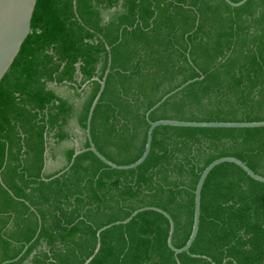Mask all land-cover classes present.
<instances>
[{"label": "trees", "instance_id": "16d2710c", "mask_svg": "<svg viewBox=\"0 0 264 264\" xmlns=\"http://www.w3.org/2000/svg\"><path fill=\"white\" fill-rule=\"evenodd\" d=\"M110 57L91 134L115 164L142 157L148 111L195 79L150 121H264V0H38L0 82V264H84L101 228L144 207L170 214L181 249L207 166L235 157L264 177V127L160 126L137 168L88 151L54 178L90 147L88 115ZM169 232L163 214L142 212L102 232L89 264H264V183L218 165L190 252L176 255Z\"/></svg>", "mask_w": 264, "mask_h": 264}, {"label": "water", "instance_id": "95a60500", "mask_svg": "<svg viewBox=\"0 0 264 264\" xmlns=\"http://www.w3.org/2000/svg\"><path fill=\"white\" fill-rule=\"evenodd\" d=\"M225 1L232 7H240L243 4H245L248 0H242L241 2H238V3H234L231 0H225ZM37 2L38 0H0V82L2 81L4 76L7 74L9 69L11 68L12 64L14 63L16 57L18 56L22 48L23 43L25 42V40L27 39L28 35L31 32L32 18L35 12ZM74 4H75V10H77L76 1L74 2ZM107 48L109 51L111 50L109 46H107ZM110 66H111V57H110L109 68L106 71L104 78L102 80L98 78L96 79L100 83V90L90 108L88 120H87V128H86L87 138L89 140L90 147L86 149L76 150L70 162V165L60 174L56 175L54 178H57L61 176L63 173H65L66 171H68L71 168V166L74 164L75 159L79 155L85 152H88V151L93 152L102 162H104L106 165H108L109 167L113 169L131 170V169L137 168L147 159L148 155L150 154L151 147H152L153 133L155 129L160 126H173V127H185V128H238V129L264 127V121H261V122H190V121H179V120H160L156 122L150 121L149 116L152 111L157 109L172 95L176 94L178 91H181L187 85L197 80L195 79L193 81H189L185 83L184 85L179 87L177 90L165 96L159 103H157L153 108H151V110L148 111L146 117L149 120L150 128L148 130L147 143H146L145 151L142 157L138 161L130 165L123 166V165L115 164L112 161L108 160L97 149V147L94 144L92 134H91L92 119L94 116L95 109L104 92L107 77L110 72ZM222 163H233L239 166L240 168H242L254 180L264 183V177L256 174L246 163H244L240 159L235 158V157H222L220 159H217L214 162H212L209 166H207L200 176L199 182L195 190V212H194L193 229H192V233H191V236L188 242L183 248L179 249L173 245V236L175 233V223L172 217L170 216V214L161 208L144 207V208L134 211L132 215L124 221L116 222V223H113V224H110L108 226L101 228L97 232L98 243H97V247L94 252V255L91 256L84 264H89L94 259L95 255L99 252L101 248L102 232L113 227L114 225L128 224L133 218H135L137 215L145 211H155V212L161 213L170 221L168 246L176 255L184 253V252L189 253L199 233L200 219H201V199H202V191H203L204 184L209 174L212 172V170ZM27 248L28 246L26 247V249ZM20 257L21 256H19L17 259L13 261L18 260ZM13 261H8L3 264H7Z\"/></svg>", "mask_w": 264, "mask_h": 264}]
</instances>
